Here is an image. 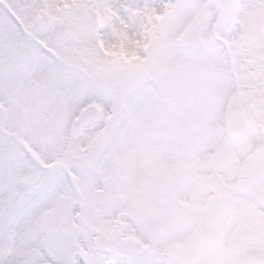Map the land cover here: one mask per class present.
Returning a JSON list of instances; mask_svg holds the SVG:
<instances>
[{"label": "snow or ice", "instance_id": "obj_1", "mask_svg": "<svg viewBox=\"0 0 264 264\" xmlns=\"http://www.w3.org/2000/svg\"><path fill=\"white\" fill-rule=\"evenodd\" d=\"M0 264H264V0H0Z\"/></svg>", "mask_w": 264, "mask_h": 264}]
</instances>
